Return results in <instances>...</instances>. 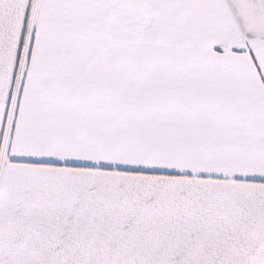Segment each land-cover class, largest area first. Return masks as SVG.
<instances>
[{"label": "snow or ice", "instance_id": "obj_1", "mask_svg": "<svg viewBox=\"0 0 264 264\" xmlns=\"http://www.w3.org/2000/svg\"><path fill=\"white\" fill-rule=\"evenodd\" d=\"M0 264H264V0H0Z\"/></svg>", "mask_w": 264, "mask_h": 264}]
</instances>
